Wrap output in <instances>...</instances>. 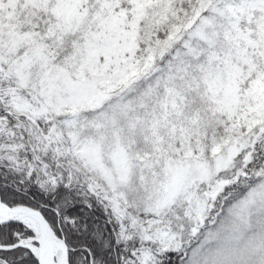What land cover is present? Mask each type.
Returning <instances> with one entry per match:
<instances>
[{
    "label": "snow or ice",
    "instance_id": "snow-or-ice-1",
    "mask_svg": "<svg viewBox=\"0 0 264 264\" xmlns=\"http://www.w3.org/2000/svg\"><path fill=\"white\" fill-rule=\"evenodd\" d=\"M0 264H264V0H0Z\"/></svg>",
    "mask_w": 264,
    "mask_h": 264
}]
</instances>
